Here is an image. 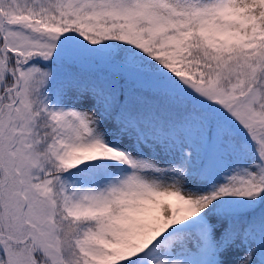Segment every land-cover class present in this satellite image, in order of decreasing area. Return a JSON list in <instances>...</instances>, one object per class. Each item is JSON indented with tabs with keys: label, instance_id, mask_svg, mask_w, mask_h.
<instances>
[{
	"label": "snow or ice",
	"instance_id": "1",
	"mask_svg": "<svg viewBox=\"0 0 264 264\" xmlns=\"http://www.w3.org/2000/svg\"><path fill=\"white\" fill-rule=\"evenodd\" d=\"M0 264H264V0H0Z\"/></svg>",
	"mask_w": 264,
	"mask_h": 264
}]
</instances>
